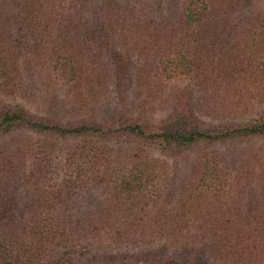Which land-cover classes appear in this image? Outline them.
Segmentation results:
<instances>
[{
    "label": "trees",
    "instance_id": "16d2710c",
    "mask_svg": "<svg viewBox=\"0 0 264 264\" xmlns=\"http://www.w3.org/2000/svg\"><path fill=\"white\" fill-rule=\"evenodd\" d=\"M262 1L0 0V264H264Z\"/></svg>",
    "mask_w": 264,
    "mask_h": 264
},
{
    "label": "rangeland",
    "instance_id": "374dc122",
    "mask_svg": "<svg viewBox=\"0 0 264 264\" xmlns=\"http://www.w3.org/2000/svg\"><path fill=\"white\" fill-rule=\"evenodd\" d=\"M155 2L157 1H163L164 3H166V0H154ZM168 1V0H167ZM166 6V5H164ZM260 6L264 8V1H262L260 3ZM57 94H60V97H57L58 99H63V95H64V88H60L59 89V93L57 92ZM39 102H42L41 99L37 100V102L34 101H28L24 98H20V97H8V96H4V95H0V104L2 105H20L23 106L33 112H37L40 114H46V111L43 110V105ZM119 103V97L116 93L115 90V86L112 85L106 95L100 100V102H98L97 104L94 105V107L92 108V110L86 114H83L81 116H79L80 119L82 120H88V121H99L102 118H104L105 116H107L111 111H113ZM264 108V104L258 105L254 114L252 116H249L247 119L252 118L254 116H256L257 114H259V112ZM159 111L158 113L161 115H164L165 113H167V111H164L163 113ZM202 116V115H201ZM206 120H209V118L204 117ZM125 140H120V143H124ZM119 142H110L111 145L113 146H117ZM218 145H215L213 147H217ZM221 149L227 150L228 146H218ZM148 150L151 152L152 155L160 157V158H166L160 150H157L151 146L147 147ZM192 158V157H191ZM190 158V159H191ZM172 161V160H170ZM190 160H187L186 163H189ZM102 198V195L100 193L99 190H91L90 193L87 196V200L90 204L95 205L97 204V202ZM157 247L156 242L154 244H143V245H138V246H133V245H127L124 244L122 245L119 250H113L114 253L119 252V253H128L129 255L132 256H139V255H143L146 252H149L151 250H154ZM209 263L210 264H216V262L214 261V259L212 257L208 258ZM93 261H95V259L93 257H88L86 259H84L82 261V264H90L93 263ZM137 263L139 264H144V262L142 260H138L137 259ZM103 264H130V263H115V262H108L107 260H105L103 262Z\"/></svg>",
    "mask_w": 264,
    "mask_h": 264
}]
</instances>
